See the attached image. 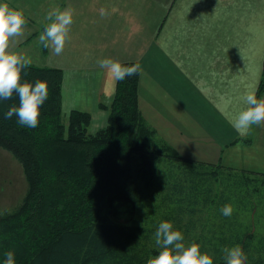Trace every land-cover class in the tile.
I'll list each match as a JSON object with an SVG mask.
<instances>
[{"label": "trees", "instance_id": "1", "mask_svg": "<svg viewBox=\"0 0 264 264\" xmlns=\"http://www.w3.org/2000/svg\"><path fill=\"white\" fill-rule=\"evenodd\" d=\"M62 78L57 67L22 70V82L48 84L36 128L19 125L15 115L4 119L19 105L17 94L0 100V147L20 162L27 183L19 205L0 213V264L9 250L16 264H146L158 252L154 233L164 221L213 264H226V247L239 245L246 261L253 255L238 213L264 189V174L238 176L220 163L181 157L142 117L139 73L116 81L110 103L99 106L107 110L105 125L95 132L88 111L63 113ZM226 204L230 217L221 213Z\"/></svg>", "mask_w": 264, "mask_h": 264}, {"label": "crops", "instance_id": "2", "mask_svg": "<svg viewBox=\"0 0 264 264\" xmlns=\"http://www.w3.org/2000/svg\"><path fill=\"white\" fill-rule=\"evenodd\" d=\"M0 2L22 10L27 21L9 50L32 63L60 68L63 113L88 111L91 132L105 125L107 110L99 106L110 103L116 85L97 61H135L142 69V117L181 157L264 174V124L241 136L229 123L244 107L239 99L244 93L254 90L258 99L264 98V0ZM69 7L73 24L63 53L56 56L46 49L37 63L33 54H38L39 35L49 23L39 15ZM101 9L106 15H100ZM33 45L34 53H28ZM261 188L247 206L240 205L239 222L242 215L264 222V212L257 211L264 203ZM252 239L261 240L255 249H264V236L252 234Z\"/></svg>", "mask_w": 264, "mask_h": 264}, {"label": "clouds", "instance_id": "3", "mask_svg": "<svg viewBox=\"0 0 264 264\" xmlns=\"http://www.w3.org/2000/svg\"><path fill=\"white\" fill-rule=\"evenodd\" d=\"M73 15L74 10L69 7L63 10L55 8L45 17L49 23L39 35V43L45 49H50L53 55H61L70 40ZM100 15H106L103 9L100 10ZM26 23L22 10L0 2V100H9L14 93L19 98V105L10 107L4 119L10 120L15 115L19 125L36 128L41 106L48 98V84L42 80H37L34 84L22 82V70L30 66L32 60L9 50L11 42L23 35ZM97 64L107 70V75L113 82L122 81L142 70L139 63L123 66L110 58L100 59ZM239 99L244 107L229 117V123L239 135L244 136L253 125L264 124V98L258 99L253 90L244 93ZM232 212L233 207L230 204L221 208V213L226 217H230ZM154 240L158 252L149 257L146 264H213L212 256L202 253L198 243L193 242L186 246L182 232L175 230L171 222L164 221L158 225ZM223 252L226 264H245L247 257L239 245L226 247ZM4 257L3 264H16L14 251L5 252Z\"/></svg>", "mask_w": 264, "mask_h": 264}, {"label": "rangeland", "instance_id": "4", "mask_svg": "<svg viewBox=\"0 0 264 264\" xmlns=\"http://www.w3.org/2000/svg\"><path fill=\"white\" fill-rule=\"evenodd\" d=\"M44 15H39V18H45L46 11L44 10ZM49 13V11L47 12ZM46 23V20H45ZM41 47L38 46V54H33V60L39 63L41 57ZM35 48H30L28 53H34ZM40 52V53H39ZM29 55V54H28ZM159 138H161L159 136ZM224 167V166H223ZM245 173V172H243ZM232 174H236L238 176L243 175L242 172L232 171ZM27 189L26 178L23 172V168L20 162L7 150L0 147V213H5L13 210L19 203L21 202L23 196L25 195ZM262 200H264V194H262ZM258 213L264 212V203L257 209ZM264 215V214H262ZM240 220H243V229L242 232L245 231L244 228L248 227L249 231L255 236H264V222L261 220L254 221V219L250 216L240 217ZM260 219V218H259ZM248 231V232H249ZM259 245V241L255 240V242ZM261 254H257V249H255V253L250 256V258L245 262V264H264V249L261 250ZM259 261V262H258Z\"/></svg>", "mask_w": 264, "mask_h": 264}]
</instances>
